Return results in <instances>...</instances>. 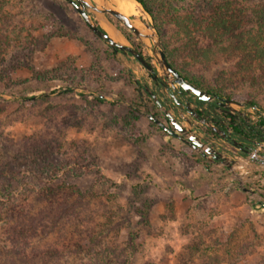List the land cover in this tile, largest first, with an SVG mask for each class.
<instances>
[{
  "label": "rangeland",
  "instance_id": "1",
  "mask_svg": "<svg viewBox=\"0 0 264 264\" xmlns=\"http://www.w3.org/2000/svg\"><path fill=\"white\" fill-rule=\"evenodd\" d=\"M165 1L146 0L162 11ZM215 2L200 0L202 14ZM87 13L163 76L151 40L109 14ZM262 21L246 15L238 25L264 47ZM169 32L178 69L210 81L233 109L252 99L264 113V50L228 49L199 65L206 62L177 54ZM144 87L158 100L170 96L66 0H0V190L16 200L0 205V264H264L259 148L243 158L210 135L204 142L222 155L212 162L163 129L174 131L165 109L189 135L205 136L191 106L156 107Z\"/></svg>",
  "mask_w": 264,
  "mask_h": 264
},
{
  "label": "trees",
  "instance_id": "2",
  "mask_svg": "<svg viewBox=\"0 0 264 264\" xmlns=\"http://www.w3.org/2000/svg\"><path fill=\"white\" fill-rule=\"evenodd\" d=\"M137 2L144 13H146L154 22L157 29V33L161 38L162 49L165 57L169 62L170 66L175 69L183 79L189 84L193 85L197 89L206 92L211 95V102H201L196 97L194 101H190L195 107L193 111L198 115V121L204 120L211 124V127L205 126V132L207 135H212L214 138L223 140L227 144L234 146L238 150V155L247 158L253 152L259 155L256 161L264 162V118L259 117L256 120L250 118L246 112L247 108L257 109L260 111V107L252 99H247L242 104V114L236 113L230 116V122L228 128L222 123L224 111L219 106L218 101L221 99L230 98L218 87H213L210 81L200 79L197 75H194L190 71L186 73L178 69L175 60L174 52L170 48V43L173 41L172 38H166L168 31L171 36L174 37L177 54L187 55L191 57L195 63L199 61H205V64L200 63L199 65H206L210 61V57L215 58L222 57L226 54L228 49L233 52H238L239 48L242 50L248 49L253 51L264 50V47L256 44L257 40L253 37L247 36L241 28L239 23L242 18H246L248 15L250 18L257 19L260 22L264 18V0H217L213 4V8L209 14H202L200 0H167L163 7L165 9L160 10V6L156 7L155 10L149 7L146 0H134ZM206 1V0H205ZM256 1V2H254ZM208 3V2H206ZM172 6V8L170 7ZM196 7L198 10L196 11ZM160 10V11H159ZM200 10V12H199ZM160 12V13H158ZM164 22L168 25L167 32L164 29ZM264 23V21H262ZM98 26V24H96ZM249 42V43H248ZM225 53V54H224ZM156 73V71L154 70ZM249 74L245 73L240 77L243 81L248 80ZM200 80H199V79ZM137 90L139 85H136ZM154 94V93H153ZM0 100L1 97H0ZM98 103H105V99L101 97H95L94 99ZM159 105H156L154 100L152 102L156 107H164V103L159 99ZM203 104L208 107L206 117L204 113L199 112L198 108L202 109ZM222 113V114H221ZM218 129L225 134L222 138L214 129ZM213 157V156H212ZM211 157V158H212ZM214 163L220 162V159L211 160ZM13 193L8 190H0V205L13 204L16 200L12 196Z\"/></svg>",
  "mask_w": 264,
  "mask_h": 264
},
{
  "label": "water",
  "instance_id": "3",
  "mask_svg": "<svg viewBox=\"0 0 264 264\" xmlns=\"http://www.w3.org/2000/svg\"><path fill=\"white\" fill-rule=\"evenodd\" d=\"M71 5L75 8L77 13L81 16L85 24L89 27L90 31L98 37L100 40L105 42L114 52H122L125 55L132 56L150 75L152 76V79H156L157 74L154 72V67L152 63L148 62L136 49L131 48L127 45H123L122 43L116 42L113 39L109 37V35L102 29L100 30L96 24L91 20V18L87 15L86 9L89 12L92 13H98V14H109L112 16L116 21H118L120 24H122L127 30L132 32L137 38L139 39H149L152 41L151 50L153 52L154 59L157 63L158 68L161 70L163 76H160L159 78L162 80V82H169V85L171 88H174V84L178 85V87L185 93H190L194 95L198 100L202 102H210L212 100L211 95L207 94L204 91H201L194 87L193 85L186 82L183 77L179 75V73L173 69L169 62L167 61L164 51L160 45V37L159 35L153 31L154 27L150 25H146V28L151 31L149 36L144 35L141 33L133 24L132 18L124 16L123 14L119 13L117 10L112 8H102L98 9L95 5L89 4L86 0H68ZM137 3V2H136ZM145 91L148 93V95L154 100L156 105H159V101L156 98V96L147 89V87H144ZM231 104L233 102L229 99H221L220 105L223 107H226L228 111L233 110L231 108ZM242 106V105H240ZM162 108V106H159ZM163 114L170 122L172 129L169 128H163L169 135H174L179 137L181 140H183L186 143H189L193 146L195 150L203 149L204 152L202 153L205 155L213 156L215 159L222 158L221 153H219L217 150L213 149L211 145L206 144L197 134H191V131L185 127H183L179 122L175 120L174 117L171 116L170 113H168L165 109H162ZM193 117L198 119V115L196 113L193 114ZM203 124H205L208 127H211V124L204 120H199ZM185 122L188 124H191L188 119L185 118ZM213 129L221 135L222 138L225 137V134L214 128ZM180 134V135H179Z\"/></svg>",
  "mask_w": 264,
  "mask_h": 264
},
{
  "label": "flooded vegetation",
  "instance_id": "4",
  "mask_svg": "<svg viewBox=\"0 0 264 264\" xmlns=\"http://www.w3.org/2000/svg\"><path fill=\"white\" fill-rule=\"evenodd\" d=\"M68 3H69V1L68 0H66ZM94 3H95V5H99L97 2H95L94 1ZM70 4V3H69ZM71 5V4H70ZM72 7H73V5H71ZM74 8V7H73ZM75 9V8H74ZM76 11V10H75ZM77 12V11H76ZM88 11H87V9H86V13H87ZM79 15V14H78ZM87 15H88V13H87ZM80 16V15H79ZM81 17V16H80ZM83 20V19H82ZM120 52V51H119ZM141 54V53H140ZM149 74V76H150V78L152 79V76L150 75V73H148ZM152 81H153V85L156 87V88H158V90L161 88V87H164V88H167L168 89V87L165 85V83L164 82H162L159 78L158 79H152ZM168 90H170L169 92H170V96L168 97V98H165V99H162L161 101L164 103V105L168 108V109H170V108H181L183 111H185V112H187L188 110H189V108H190V106H191V110H193V109H195V107L193 106V104H191V102L190 101H194L195 99V96L194 95H192V94H190V93H185V92H183L179 87L175 90L174 88H171V89H168ZM194 97V98H193ZM224 99V98H223ZM200 101V100H199ZM212 101V100H211ZM210 101V102H211ZM202 102V101H201ZM220 102L221 101H218V103H219V106L223 109V111H224V113H223V115H225V117L223 118V121H222V123L225 125V128L227 129L228 128V125H229V122H230V116H232V115H234V114H236V113H240V114H242V111H243V109H240V110H235V109H233L232 107V109L233 110H231V111H228V109L226 108V107H223V106H221L220 105ZM231 106V105H230ZM249 108H247L246 109V112L249 114V116H250V118L251 119H253V120H255L254 119V116L253 115H251V113H249L247 110H248ZM207 110H208V107L205 105V104H203V106H202V109H200V108H198V111L199 112H203L204 113V115L206 116V117H208V115H207ZM254 111L255 110H257V109H253ZM194 112V111H193ZM195 113V112H194ZM222 114V113H221ZM164 115V114H163ZM165 116V115H164ZM166 118V117H165ZM167 119V118H166ZM167 121H168V119H167ZM169 122V121H168ZM170 123V122H169ZM170 126H171V124H170ZM172 127V126H171ZM208 136H210V135H205V136H203V137H200L203 141H206V137H208ZM226 143V142H225ZM192 149H194L193 148V146L192 145H190L189 143H187ZM195 150V149H194Z\"/></svg>",
  "mask_w": 264,
  "mask_h": 264
},
{
  "label": "bare ground",
  "instance_id": "5",
  "mask_svg": "<svg viewBox=\"0 0 264 264\" xmlns=\"http://www.w3.org/2000/svg\"><path fill=\"white\" fill-rule=\"evenodd\" d=\"M93 1V0H92ZM94 2V1H93ZM99 5H96L98 9L112 8L117 10L124 16L131 17L134 26L144 35L149 36L151 31L146 28V25L140 20V12L137 8V4L134 0H95ZM95 4V3H94ZM113 29V28H112ZM114 30V29H113ZM107 31V30H106ZM115 31V30H114ZM107 34L111 39L116 42L122 43L120 36L115 32H108ZM148 40V39H142Z\"/></svg>",
  "mask_w": 264,
  "mask_h": 264
},
{
  "label": "built area",
  "instance_id": "6",
  "mask_svg": "<svg viewBox=\"0 0 264 264\" xmlns=\"http://www.w3.org/2000/svg\"><path fill=\"white\" fill-rule=\"evenodd\" d=\"M247 111H248L249 113L255 115V117H254L255 120L258 119L259 117L264 118V113H262L261 111H258V110H255V111H254V110L251 109V108H249Z\"/></svg>",
  "mask_w": 264,
  "mask_h": 264
}]
</instances>
